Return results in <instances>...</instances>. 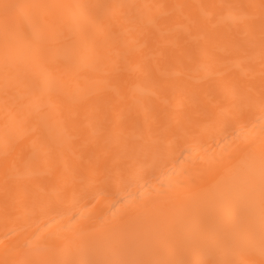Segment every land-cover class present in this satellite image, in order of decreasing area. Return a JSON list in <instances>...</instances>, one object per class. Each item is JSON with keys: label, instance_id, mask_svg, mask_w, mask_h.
Masks as SVG:
<instances>
[{"label": "bare ground", "instance_id": "6f19581e", "mask_svg": "<svg viewBox=\"0 0 264 264\" xmlns=\"http://www.w3.org/2000/svg\"><path fill=\"white\" fill-rule=\"evenodd\" d=\"M0 264H264V0H0Z\"/></svg>", "mask_w": 264, "mask_h": 264}]
</instances>
